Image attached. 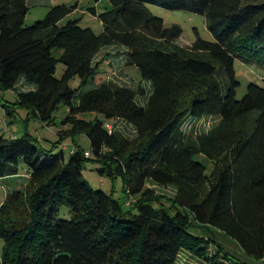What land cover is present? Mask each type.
Listing matches in <instances>:
<instances>
[{
  "label": "trees",
  "instance_id": "1",
  "mask_svg": "<svg viewBox=\"0 0 264 264\" xmlns=\"http://www.w3.org/2000/svg\"><path fill=\"white\" fill-rule=\"evenodd\" d=\"M108 1L105 13L89 10L103 27L96 35L76 20L61 25L76 7H51L24 27L29 1L0 0V93L16 95L1 105L5 116L23 108L50 126L65 105L67 130L56 145L77 136L90 143L88 158L75 147L66 161L27 134L0 137V181L18 179L20 162L26 169L22 188L0 204V264H176L180 252L206 264H264V80L236 100L233 70L235 60L264 69V0ZM148 6L202 16L212 42L180 47L181 28L164 27ZM112 49L148 93L111 81L91 86L102 64L95 58ZM207 118L217 125L197 134ZM119 121L133 139L107 129ZM86 161L122 180L131 211L84 182ZM62 206L69 220L56 219Z\"/></svg>",
  "mask_w": 264,
  "mask_h": 264
},
{
  "label": "rangeland",
  "instance_id": "2",
  "mask_svg": "<svg viewBox=\"0 0 264 264\" xmlns=\"http://www.w3.org/2000/svg\"><path fill=\"white\" fill-rule=\"evenodd\" d=\"M28 13L25 17L24 27H30L38 21L43 20L47 12L51 7L65 5L66 7H76V10L66 19L61 22L64 25L68 20H76L79 22L81 28H89L94 34L99 35L103 31L102 24L97 17L90 13V9H94L97 15L105 13L110 9L108 0H100L98 3H94L92 0H31L28 4ZM149 13L163 21V25L166 28L171 26H178L182 30L180 38L177 40V44L180 47L188 48L193 44L197 38L205 42H212V37L208 32L205 24V20L202 16L191 14L184 11H167L157 6H148ZM115 49L103 50L95 58V62H100V73L95 78V81L91 85L95 87L101 82L111 81L120 86L125 85L130 88H137L138 86L143 87L149 92V83L143 82L140 73L134 67H124L123 58L121 52L113 54ZM123 52V50H122ZM113 54V55H112ZM112 55V56H111ZM63 66L58 64L56 67V77L59 78L63 73ZM233 70L235 73V79L238 82L236 89V100H240L246 93L247 85L254 84L256 86H263L264 80V69H260L255 65L243 64L237 60L233 63ZM70 88L77 90L80 87V81L77 77L73 78L69 82ZM82 91L86 92L88 86ZM144 99H138L140 104L146 101ZM16 100V95L12 91L0 93V137L3 139H14L19 138L25 134L39 141V145L45 152H51L52 155H57L60 151L63 152V156L67 161L70 157V152L75 149L83 150L86 153L90 151V143L85 136H77L75 138H65L62 140L60 145H56L59 134L61 131L67 130V127L61 126L62 120L68 114V107L61 105L54 113L53 125L50 126L42 124L39 120L29 116L28 111L25 109L10 110L11 115L5 116L4 108L1 106L3 103H12ZM11 107V106H10ZM11 109V108H10ZM96 116L90 114L79 115L78 118L81 120H92ZM99 118V117H98ZM218 123L215 118L203 119L199 122L196 133L205 134L212 130ZM113 129L120 132L123 137L133 139L135 136L134 129L119 121L114 124ZM92 157V156H91ZM93 159V158H92ZM98 164L93 161H86L82 170V178L93 190H99L103 193L110 195L114 200L123 207L124 211H131L130 208L126 207V202L129 198L123 192V182L121 179H110L99 176L97 173ZM26 169L20 162L18 170V179L6 180L0 184V204L4 200L7 192L11 190L22 188L23 180L20 178L24 177ZM16 185V187H15ZM157 195H163L167 198L173 197L174 192L169 189H158L154 188ZM135 200H133V203ZM132 203V204H133ZM130 206V204H129ZM133 212V211H132ZM71 214L66 206L59 208L56 215L57 220H69ZM202 230H191L194 236H204ZM2 241L0 240V254L2 248ZM230 250L236 251L232 244L227 245ZM211 249H213L211 247ZM213 251V250H212ZM176 264H206L202 261H198L193 256L185 252H180L177 258ZM220 264H229L227 261H221Z\"/></svg>",
  "mask_w": 264,
  "mask_h": 264
},
{
  "label": "built area",
  "instance_id": "3",
  "mask_svg": "<svg viewBox=\"0 0 264 264\" xmlns=\"http://www.w3.org/2000/svg\"><path fill=\"white\" fill-rule=\"evenodd\" d=\"M106 127H107V129L109 130V131H111V127L112 126H110V125H106ZM85 155V157L86 158H88L89 157V154L88 153H86V154H84ZM133 202V200H129V201H127V205H129V204H131Z\"/></svg>",
  "mask_w": 264,
  "mask_h": 264
},
{
  "label": "crops",
  "instance_id": "4",
  "mask_svg": "<svg viewBox=\"0 0 264 264\" xmlns=\"http://www.w3.org/2000/svg\"><path fill=\"white\" fill-rule=\"evenodd\" d=\"M28 1L30 2L31 0H28ZM95 13H96V11H95ZM96 14H97V13H96ZM102 51H103V50H102ZM9 180H12V179H9ZM5 181H6V180H2V181H0V184H1V183H4ZM15 187H16V185H15ZM8 193H9V192H7V194H8ZM7 194H6V195H7Z\"/></svg>",
  "mask_w": 264,
  "mask_h": 264
}]
</instances>
